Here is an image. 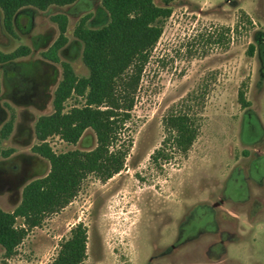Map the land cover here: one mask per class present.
I'll use <instances>...</instances> for the list:
<instances>
[{
	"label": "rangeland",
	"instance_id": "rangeland-1",
	"mask_svg": "<svg viewBox=\"0 0 264 264\" xmlns=\"http://www.w3.org/2000/svg\"><path fill=\"white\" fill-rule=\"evenodd\" d=\"M167 6L171 14L126 121L132 142L121 169L108 179L88 174L67 205L28 230L15 254L5 257L0 246V264H50L78 222L87 234L79 264H264V0H170ZM83 18L90 28L106 23L101 0L24 5L10 28L0 8V52L16 54L0 62V132L11 123L0 139L5 211L20 202L26 183L49 170L31 147L38 143L37 118L54 110L62 62L78 78L89 76L74 35ZM61 26L66 41L56 47ZM84 101L72 95L64 110ZM170 110L194 115L197 137L187 152L166 146L170 152L153 160ZM47 142L55 153L89 150L96 136L87 128L75 144L58 135Z\"/></svg>",
	"mask_w": 264,
	"mask_h": 264
},
{
	"label": "trees",
	"instance_id": "trees-1",
	"mask_svg": "<svg viewBox=\"0 0 264 264\" xmlns=\"http://www.w3.org/2000/svg\"><path fill=\"white\" fill-rule=\"evenodd\" d=\"M74 1L0 0V8L10 28L12 17L24 5H67ZM169 1L164 0L161 6L154 0H101L107 22L90 28L83 18L76 27L74 35L82 42V60L89 76L78 78L71 66L62 62L54 110L37 118L34 133L38 143L31 147L35 154L48 160L49 170L23 186L20 202L14 209L5 211L0 207V246L5 257L15 254L29 229L67 205L88 174L98 173L108 179L121 169L132 142L126 121L144 65L162 33L164 20L171 14ZM60 31L56 47L66 41L64 26ZM247 51L252 53V44ZM262 52L264 56V42ZM13 56L16 54L0 52V62ZM54 61L58 58L54 57ZM72 95L83 96L85 101L65 111L64 102ZM237 99L243 107L249 105L243 90H238ZM163 124L166 135L151 154L153 160L164 156L162 152H170L167 147L187 152L199 131L197 118L188 110H170L163 117ZM87 128L96 136V145L89 150L55 153L47 142L49 136L58 135L63 141L75 144ZM10 130L11 123L7 122L1 128L0 139L6 138ZM86 239V228L78 222L70 228L69 236L60 244L50 264L81 263L86 257Z\"/></svg>",
	"mask_w": 264,
	"mask_h": 264
},
{
	"label": "flooded vegetation",
	"instance_id": "flooded-vegetation-1",
	"mask_svg": "<svg viewBox=\"0 0 264 264\" xmlns=\"http://www.w3.org/2000/svg\"><path fill=\"white\" fill-rule=\"evenodd\" d=\"M143 234L142 236L145 238V241H147L148 239H150V235L148 232H146L147 230L145 228H143ZM153 238V237H152ZM145 250V249H144ZM145 252V251H144Z\"/></svg>",
	"mask_w": 264,
	"mask_h": 264
}]
</instances>
